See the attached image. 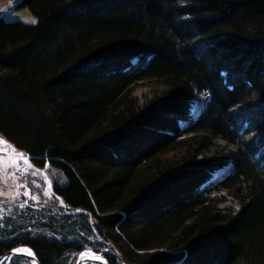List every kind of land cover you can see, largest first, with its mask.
<instances>
[{
    "label": "trees",
    "instance_id": "obj_1",
    "mask_svg": "<svg viewBox=\"0 0 264 264\" xmlns=\"http://www.w3.org/2000/svg\"><path fill=\"white\" fill-rule=\"evenodd\" d=\"M21 5L37 23L0 17V136L62 182L0 213V256L264 264V0ZM220 191L238 206L219 208Z\"/></svg>",
    "mask_w": 264,
    "mask_h": 264
},
{
    "label": "rangeland",
    "instance_id": "obj_2",
    "mask_svg": "<svg viewBox=\"0 0 264 264\" xmlns=\"http://www.w3.org/2000/svg\"><path fill=\"white\" fill-rule=\"evenodd\" d=\"M0 17L4 20H19L23 23H26V20H30L36 17L29 11L26 6L21 5V0H0ZM32 24V23H26ZM154 83L151 82H142L138 83L134 90L133 95L139 100L143 101L145 97H148L153 89ZM198 95V96H197ZM202 99V100H201ZM203 101V103H202ZM206 103V97L204 94H195L191 101L190 108V118L194 119L198 112L202 110L204 104ZM198 104V105H197ZM196 105V106H195ZM193 112V114H192ZM197 113V114H196ZM183 124V122H181ZM13 152L20 153L16 151L10 144L4 142L0 136V160L3 163H0V191L4 192V195H0V213L7 211L8 209L14 208L13 206H20L24 204L25 201L32 202H48L52 199V184L61 183L62 178L60 174L50 167H44L42 169L34 167L28 162L24 164L22 161L20 163V168L25 169V171H17L16 168H8V160H11L13 163L16 161V157L13 156ZM7 153L8 160H4L5 154ZM27 158V156L23 155ZM28 159V158H27ZM7 169V170H6ZM227 170V171H226ZM231 166L226 165L220 171H217L211 181L219 179L223 174L230 172ZM35 173L33 175L32 173ZM15 173V176L12 175ZM51 184V188L48 185ZM25 185V186H21ZM30 191L32 195L38 197L37 200H32L30 197L25 196L24 191ZM48 191L49 195H44V192ZM18 193V194H17ZM212 196L219 200L218 207L221 209L236 208L238 202L224 191L215 192ZM25 248L26 246H19ZM30 249L29 247H26ZM100 252L93 251L92 249L86 248L75 257V260L80 259L81 253L93 252L96 255H100ZM27 259V258H26ZM5 260V259H4ZM1 261L0 264H7L9 261ZM28 260V259H27Z\"/></svg>",
    "mask_w": 264,
    "mask_h": 264
},
{
    "label": "snow or ice",
    "instance_id": "obj_3",
    "mask_svg": "<svg viewBox=\"0 0 264 264\" xmlns=\"http://www.w3.org/2000/svg\"><path fill=\"white\" fill-rule=\"evenodd\" d=\"M26 23H32V24H35L37 23V21L32 18L30 20H26L25 21ZM13 156L16 157V161L15 163H13L11 160H8V156H7V153L5 154V157H4V160H8V165L7 167L8 168H16L17 171H20V172H23L25 171V169H22L20 168V163L21 161L24 163V164H28V159L26 157L23 156L22 153H15L13 152ZM0 163H3L2 160H0ZM7 170V169H6ZM33 175H35V173L33 172L32 173ZM13 176H15V173H12ZM22 187L25 186V185H21ZM49 188H51V184L48 185ZM5 193L0 191V195H4ZM18 194V193H17ZM25 196L27 197H30L32 200H37L38 197L35 196V195H32L30 191L26 190L24 191L23 193ZM44 195H49V192L48 191H45L44 192ZM62 203V202H61ZM27 204V201L24 202V204H21L20 207H24L25 205ZM77 211H80V210H77ZM14 252L16 253H23L25 255H28V256H34V253L31 251V249H28V248H17V249H14ZM96 259V260H103V257L99 256V255H96V254H89V253H81L80 254V260L83 261L84 259ZM32 264H35V261L32 262ZM106 264V262H105Z\"/></svg>",
    "mask_w": 264,
    "mask_h": 264
},
{
    "label": "water",
    "instance_id": "obj_4",
    "mask_svg": "<svg viewBox=\"0 0 264 264\" xmlns=\"http://www.w3.org/2000/svg\"><path fill=\"white\" fill-rule=\"evenodd\" d=\"M18 248H23V247H18ZM14 249H17V248H14ZM14 249H9L3 255H1L0 256V262L3 261L4 259L5 260L9 259L13 255H21V256H24L25 258H27L30 261L31 264H32L33 261H35V264H40L35 255L34 256H28V255H25L23 253H16V252H14ZM101 257H103V256L101 255ZM105 262H106V264H108L104 257H103L102 261L101 260H96V259H87L86 258L83 261L78 259V260H76V262L74 264H105Z\"/></svg>",
    "mask_w": 264,
    "mask_h": 264
},
{
    "label": "bare ground",
    "instance_id": "obj_5",
    "mask_svg": "<svg viewBox=\"0 0 264 264\" xmlns=\"http://www.w3.org/2000/svg\"><path fill=\"white\" fill-rule=\"evenodd\" d=\"M198 96V95H197ZM202 100V99H201ZM202 103H203V101H202ZM198 105V104H197ZM205 105V104H204ZM196 106V105H195ZM203 110V109H202ZM248 112V111H247ZM192 114H193V112H192ZM197 114V113H196ZM227 171V170H226ZM229 172V171H228ZM224 175V174H223ZM222 175V176H223ZM89 254L91 255V254H93V252H89ZM101 255V254H100ZM5 261V260H4Z\"/></svg>",
    "mask_w": 264,
    "mask_h": 264
}]
</instances>
